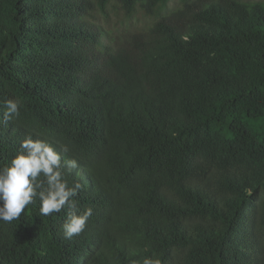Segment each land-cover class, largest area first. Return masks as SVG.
Wrapping results in <instances>:
<instances>
[{
    "label": "trees",
    "instance_id": "trees-1",
    "mask_svg": "<svg viewBox=\"0 0 264 264\" xmlns=\"http://www.w3.org/2000/svg\"><path fill=\"white\" fill-rule=\"evenodd\" d=\"M28 135L93 214L36 199L0 264H264V1L0 0V167Z\"/></svg>",
    "mask_w": 264,
    "mask_h": 264
},
{
    "label": "clouds",
    "instance_id": "clouds-1",
    "mask_svg": "<svg viewBox=\"0 0 264 264\" xmlns=\"http://www.w3.org/2000/svg\"><path fill=\"white\" fill-rule=\"evenodd\" d=\"M6 109L3 123L14 121L19 116L20 103L14 99L3 102ZM28 135L20 144V150L11 162L0 167V221L11 223L18 220L25 209L36 199L40 201L39 215L42 217L69 209L63 224L66 239L82 234L93 214L91 208L79 212L75 197L83 185H70L66 172L79 168L75 158H66L71 151L67 144ZM63 154V155H62ZM143 264H154L145 258Z\"/></svg>",
    "mask_w": 264,
    "mask_h": 264
},
{
    "label": "rangeland",
    "instance_id": "rangeland-1",
    "mask_svg": "<svg viewBox=\"0 0 264 264\" xmlns=\"http://www.w3.org/2000/svg\"><path fill=\"white\" fill-rule=\"evenodd\" d=\"M261 1H264V0H261Z\"/></svg>",
    "mask_w": 264,
    "mask_h": 264
}]
</instances>
